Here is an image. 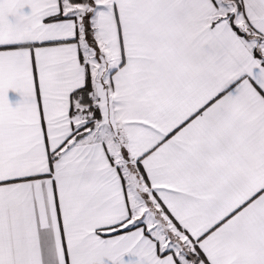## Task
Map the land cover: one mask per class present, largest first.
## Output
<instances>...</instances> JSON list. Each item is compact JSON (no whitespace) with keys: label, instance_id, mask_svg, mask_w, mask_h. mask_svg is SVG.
Instances as JSON below:
<instances>
[{"label":"snow or ice","instance_id":"1","mask_svg":"<svg viewBox=\"0 0 264 264\" xmlns=\"http://www.w3.org/2000/svg\"><path fill=\"white\" fill-rule=\"evenodd\" d=\"M0 264H264V0H0Z\"/></svg>","mask_w":264,"mask_h":264}]
</instances>
